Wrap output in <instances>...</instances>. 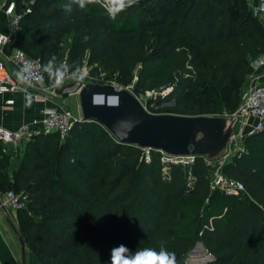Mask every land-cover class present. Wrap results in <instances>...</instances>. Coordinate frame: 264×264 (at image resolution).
<instances>
[{"label": "trees", "instance_id": "16d2710c", "mask_svg": "<svg viewBox=\"0 0 264 264\" xmlns=\"http://www.w3.org/2000/svg\"><path fill=\"white\" fill-rule=\"evenodd\" d=\"M26 1L13 0L15 11ZM69 2L33 0L3 52L18 48L41 67L52 56L80 69L86 63L104 73L92 82L130 85L136 97L162 91L158 101L182 115L194 114L193 100L207 99L211 113L224 115L240 103L249 60L264 51V26L244 0H139L115 21L98 5L65 11ZM69 28L61 55L58 40ZM243 147L221 173L244 190L225 195L209 188L202 157L162 163L150 150L145 161L96 122L74 121L62 140L55 132L32 135L14 163L0 151V194L26 196L16 232L38 264H109L121 244L134 252L159 250L160 241L176 264H187L197 242L211 256L201 264H264V131L244 137Z\"/></svg>", "mask_w": 264, "mask_h": 264}, {"label": "built area", "instance_id": "2783aa9c", "mask_svg": "<svg viewBox=\"0 0 264 264\" xmlns=\"http://www.w3.org/2000/svg\"><path fill=\"white\" fill-rule=\"evenodd\" d=\"M250 4L252 15L264 25V0H247ZM33 0L23 2L21 12H16L13 0H0V11L6 18V32H0V95L8 94L16 90H21L30 95L35 102H44V78L41 61L38 57H27L23 51L13 48L9 54L3 52V47L10 41L11 35L18 30L19 20L22 14L30 11ZM9 65V68L6 67ZM26 65H31V80L27 84H22L16 73ZM257 79V78H255ZM84 83L77 81L73 86L67 87L62 93L75 95L77 90ZM114 86V85H113ZM115 89L119 88L114 86ZM150 92L154 93L153 90ZM53 97L56 94L52 93ZM40 117L33 119L30 123H23L14 130H8L0 126V143L2 146H10L13 149L25 143L32 135L39 132H55L62 140L74 121H82L81 117H73L65 106L44 107L40 111ZM220 116L235 117V123L228 139L224 153L217 159L208 160L204 157L205 165L208 169L209 188L219 190L225 195H238L243 192V185L233 179L225 177L221 173V166L229 158L237 156L243 152V139L248 135L264 131V84L252 83L248 86L244 96L236 109L230 114ZM141 156L145 161L149 160L150 149H140ZM160 153L162 163H172L189 165L193 162V156L173 157ZM26 204V196L20 192L6 191L2 194L0 207H6L13 211L23 209ZM14 264H19L15 262Z\"/></svg>", "mask_w": 264, "mask_h": 264}, {"label": "water", "instance_id": "95a60500", "mask_svg": "<svg viewBox=\"0 0 264 264\" xmlns=\"http://www.w3.org/2000/svg\"><path fill=\"white\" fill-rule=\"evenodd\" d=\"M75 96L81 119L96 122L116 142L177 158H219L235 123V117L220 115L150 113L129 88L115 89L109 83H84ZM18 243L23 257L24 245L19 237Z\"/></svg>", "mask_w": 264, "mask_h": 264}, {"label": "crops", "instance_id": "0c3cea01", "mask_svg": "<svg viewBox=\"0 0 264 264\" xmlns=\"http://www.w3.org/2000/svg\"><path fill=\"white\" fill-rule=\"evenodd\" d=\"M0 32H6V18L1 11ZM6 67L9 68V65L6 64ZM243 83L246 89L252 83L264 84V51L249 60L244 70ZM58 105L61 106L56 101L35 102L29 94L21 90L0 95V126L8 130H14L23 123H30L33 119H38L42 108ZM23 145L24 143L15 148L17 157L13 158L14 160H18ZM3 148L10 149L12 147L6 145ZM1 197L2 194H0V201ZM15 215V211L0 207V264H14L15 262L19 264H38L25 246L23 249L24 256L20 255Z\"/></svg>", "mask_w": 264, "mask_h": 264}, {"label": "clouds", "instance_id": "9594fccd", "mask_svg": "<svg viewBox=\"0 0 264 264\" xmlns=\"http://www.w3.org/2000/svg\"><path fill=\"white\" fill-rule=\"evenodd\" d=\"M138 3L139 0H70L63 7L65 11H71L73 4L80 10H85L88 5H98L106 12L110 20L115 21L121 13ZM88 39L90 37L87 35L83 37L84 41ZM42 72L47 73L51 89L61 87L66 79L79 80L82 78L79 67H73L66 63L58 64L55 56H52L42 66ZM16 76L22 84L29 83L32 76L31 65H26L19 70ZM159 245V250L153 247H138L132 252L121 244L111 250L109 264H176L175 253L167 250L164 241H160Z\"/></svg>", "mask_w": 264, "mask_h": 264}, {"label": "rangeland", "instance_id": "374dc122", "mask_svg": "<svg viewBox=\"0 0 264 264\" xmlns=\"http://www.w3.org/2000/svg\"><path fill=\"white\" fill-rule=\"evenodd\" d=\"M245 3L247 4V6L250 8V3L247 0H244ZM251 10V9H250ZM68 12H75L71 9V11ZM84 16L81 15L80 17L77 18L76 23H80L84 20ZM73 24V23H71ZM148 30V28H147ZM152 34H156L157 32L154 29H151ZM71 32H70V28L66 31H64L63 36L58 40V48H59V52L62 54L65 53L68 42H69V38H70ZM153 35V36H154ZM94 66L93 65H87L86 63L83 64L82 68H81V74L83 76V79L81 81H79L80 83H88V82H92L93 78H98V77H102L104 76V73H100V74H92L91 70H94ZM76 82H73V84L71 85H66V80L64 82V84L61 87L55 88V89H51L49 86V77L46 75L45 77V81H44V87L45 90L44 92H42V95L45 97V101H56V103H60L61 105L65 106L66 109H68V111L71 113V115L73 117H80V111H79V105H78V101L75 95H63L62 93L63 90L67 87H71L75 84ZM105 83H109L112 84L116 87H119L117 85H115L113 82H108L106 81ZM119 88H125V87H119ZM126 88L130 89V85L126 86ZM243 90H240V94L237 92L236 96L240 95V98L242 99V97L245 94L246 91V87L242 86ZM154 93L147 91L144 94L139 95L137 98L139 99V101L141 102V104L143 105V107L149 111L150 113H168V114H178L176 109L173 108L172 103L171 102H162V101H158V97L157 94H163V92L161 91L160 93H156L155 91H153ZM52 93L56 94V96L53 97ZM153 102H156L157 105H154ZM156 106V107H154ZM191 112L194 111L193 115H211L214 116L216 114L211 113V109L209 108L208 105V100L204 99V100H200V99H196L193 100L192 102V107H191ZM2 155L5 156L6 162L10 163H14L16 160H14L17 157L16 154V150L15 149H8V148H2ZM14 158V159H13ZM17 228V226H16ZM199 245V244H197ZM194 246V250H190L189 252L186 253V255L183 258V262L187 263V264H201V263H205L207 261H209L211 259L210 256H208V254L206 253V251L203 249L202 245L200 246ZM196 251V252H194ZM201 261V262H200Z\"/></svg>", "mask_w": 264, "mask_h": 264}, {"label": "bare ground", "instance_id": "6f19581e", "mask_svg": "<svg viewBox=\"0 0 264 264\" xmlns=\"http://www.w3.org/2000/svg\"><path fill=\"white\" fill-rule=\"evenodd\" d=\"M97 100H99V99H97ZM197 246H200V245H197ZM194 250V249H193ZM194 252H196V251H194ZM201 262V261H200Z\"/></svg>", "mask_w": 264, "mask_h": 264}]
</instances>
